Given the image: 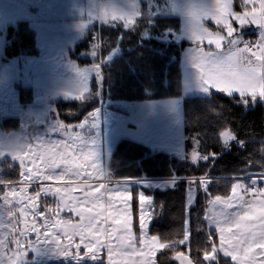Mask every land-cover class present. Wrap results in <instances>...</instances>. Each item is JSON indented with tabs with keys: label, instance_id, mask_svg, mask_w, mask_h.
<instances>
[{
	"label": "snow or ice",
	"instance_id": "6c2138e0",
	"mask_svg": "<svg viewBox=\"0 0 264 264\" xmlns=\"http://www.w3.org/2000/svg\"><path fill=\"white\" fill-rule=\"evenodd\" d=\"M255 3L256 0H242V10L234 11L233 0H226L225 7L207 10L184 26L185 35L197 44L195 49H189V63L197 70V85L205 92L216 89L229 97L238 94L240 101L246 105L264 101V0H259V9L252 6ZM173 11L179 12L175 3ZM138 15L122 11L113 13L110 18L103 15L99 18L105 22L119 20L127 26L136 23ZM205 20L214 21L224 31H210L204 26ZM233 20L241 29L248 25L257 26L259 38L246 40L233 27ZM83 27L85 25L82 24ZM205 40L208 45H215V50L205 51L200 47ZM225 41L227 51H224ZM88 91L87 87L82 89L78 98L83 99ZM97 117V110H93L89 119L78 125L57 121L49 131L60 133L63 139L49 137L45 140L37 136L35 149L28 144L27 153L11 150V159L19 164L24 186L19 192L13 188L3 197L5 204H11L9 197H15L19 208L8 209L6 213L0 211V264H33L32 259L27 258L29 252L37 256L54 254L68 259L70 264H85L86 261L103 264V249L107 250L108 264H137L133 257L140 258L138 264H156L154 257L157 249L169 247L156 235L148 236V219L151 217L148 209L152 207L150 197L138 194L142 247L137 248L136 237L132 234L129 187L125 184L121 187L119 183L115 189H108L104 183L93 185V180L109 175L101 167L102 135ZM73 127L82 131H72ZM219 135L225 148L230 142L238 140L230 131ZM18 142L19 138H16L8 143ZM194 143L199 145L200 140L194 138ZM210 156L214 158L216 154L202 155L194 147L190 159L195 164L197 161H209ZM260 180L264 181V174ZM45 181L55 182L57 186L43 183ZM199 183L208 193L210 181L201 178ZM257 183L255 178L251 180V186L235 183L231 195H216L209 201L221 205L220 211L206 217L209 226H214L219 233V247L212 244L210 251L203 253L205 261L220 264L217 253H221L235 264H264V188L255 187ZM31 184L39 187L30 195L28 188ZM190 184H196V181L193 179ZM194 192L195 189H188L189 199ZM41 194L54 198L55 207L45 205V210L40 211ZM246 196L250 198L246 199ZM0 209H3L2 205ZM64 211L74 213L79 220L73 222L60 218V213ZM33 233L35 239H30ZM188 239L189 233L184 231L183 238L172 240L171 244L185 245ZM113 240L117 242L115 245ZM82 247L85 250L83 254ZM9 252L11 255H8ZM175 258L181 264H192L183 251L176 252Z\"/></svg>",
	"mask_w": 264,
	"mask_h": 264
},
{
	"label": "trees",
	"instance_id": "16d2710c",
	"mask_svg": "<svg viewBox=\"0 0 264 264\" xmlns=\"http://www.w3.org/2000/svg\"><path fill=\"white\" fill-rule=\"evenodd\" d=\"M154 1L150 3L152 8H148L147 3H141V15L135 25L126 27L116 23L93 26L77 44V52L93 49L96 51L94 62L102 63V95L99 96L98 83L93 81L91 92L82 101L58 102L57 111L62 120L79 121L93 110L103 107L106 101L146 103L181 99V54L189 44L173 41L180 30V19L177 16H154L155 6L160 4L159 0ZM234 6L240 9V2H235ZM94 35L98 44L91 46ZM250 35V40L256 37L255 32ZM6 38L8 43L4 53L7 59L37 57L40 53L36 31L29 21H18L16 25L9 26ZM113 52H117V55L107 62ZM88 62L93 61L81 60V63ZM18 89L21 102L29 103L32 100L31 87L21 86ZM182 107L183 135L188 148L194 138L199 139L197 151L202 155L215 153L214 158L210 156L209 161L194 164L188 157H176L124 138L118 141L111 155L108 174L112 181L177 179L172 189L144 190L148 196L155 197L151 229L156 232L172 228L176 230L184 222V194L188 186H194L197 201L189 211V239L185 245L168 243L169 247L157 254L156 262L181 264L175 255L183 251L193 264H216L215 261L203 259V253L210 251L212 244L218 247L217 233L210 229L206 219L208 203L216 195L229 196L235 181L249 182L264 174V151H261L264 149V101L246 105L239 96L229 97L213 92L207 97L183 98ZM109 109L120 112L115 108ZM0 129L18 132L19 121L16 118L4 120L0 123ZM223 131L232 132L238 140L223 147L219 135ZM7 163L9 161L3 163V178H14L10 171L12 168ZM201 178L210 181L208 193L200 186ZM193 179H196V184H190ZM217 256L220 264H234L219 253ZM101 257L103 264H107L105 256Z\"/></svg>",
	"mask_w": 264,
	"mask_h": 264
},
{
	"label": "rangeland",
	"instance_id": "374dc122",
	"mask_svg": "<svg viewBox=\"0 0 264 264\" xmlns=\"http://www.w3.org/2000/svg\"><path fill=\"white\" fill-rule=\"evenodd\" d=\"M50 0H0V75L7 76V80L4 84L0 85V123L9 118H16L19 121L20 130L18 132H5L0 129V170L2 177L0 178V183L6 182L0 185V205L3 209L0 211H6L8 209H17L19 204L16 203L15 197H9L11 204H5L3 197L6 192L11 191L13 188L19 192L20 188L24 186L23 177L19 175L21 169L17 161H13L10 156L11 150L5 148L3 145L10 140L23 137L27 140V145H31L32 149H35L38 141L37 136H41L43 139H63L64 137L60 133H52L49 131L50 128H54L57 121L63 122L69 125H78L84 120H88L92 112L85 115L79 121L76 122H65L62 120L58 114L56 104L58 102H80L83 99H79V94L87 87L88 92L85 93L86 97L91 92L92 82L96 81L99 86V96L102 95V81L101 72L96 64L95 56L96 51L91 49L90 51H76V46L79 44L85 36L88 34L89 29L93 24L90 22L92 17L97 16L103 11V6H97L95 4L96 0H87V4H84L83 0H66L65 4L70 3V5L75 6L70 15H75V21H68L65 18H56L54 16L52 8L49 4ZM89 1V2H88ZM90 3L95 4L93 10V15H90L89 9V19H84L82 14V7L85 8L86 5L90 8ZM254 6V5H252ZM109 8V7H108ZM113 11H116L112 7ZM163 11L167 12V9ZM80 15V16H78ZM158 14H154L157 16ZM161 15V14H160ZM164 16V15H163ZM18 21H29L31 27L37 31V44L40 53L37 57H14L7 59L5 57L4 49L5 45L8 43L6 38L7 28L9 26L16 25ZM205 21L206 24L204 23ZM203 21L204 26L212 32H216L214 27L209 24L208 21ZM184 22H188L187 19ZM233 27L237 28V31L244 37V33L249 30L256 31L259 34V29L255 25H248L242 29L238 26V22L233 20ZM85 27L81 28V25ZM186 24V23H185ZM180 27L179 32L174 35L176 40H186L190 44L189 49H195L197 44L194 41H190L184 33V26ZM217 26V25H216ZM259 37V35H258ZM168 39V38H167ZM227 42H224V49ZM200 47L215 49V45H208L205 40ZM117 53L114 52L108 57L107 62L111 61ZM81 60H90L93 62L81 63ZM186 74V71H185ZM31 87L32 100L29 103L23 104L20 99L19 87ZM186 86L184 93L181 94V98L186 97H207L211 95V92L203 91L198 85L193 87V89ZM211 91V90H210ZM221 94V93H220ZM224 95V93H223ZM109 108H116L118 111L111 110ZM98 112V119L100 121V131L102 135V164L101 167L105 169L108 173V164L111 155L120 139L124 138H135L140 141L151 142L155 147H160L161 149L171 150L179 157H188L190 159L191 151L195 145L194 141L190 142V148L186 144V137L182 134H178L177 131L184 123L183 107L182 101L179 99L175 100H159L151 101L148 103H130V102H111L106 101L104 106L96 109ZM138 125L137 133H134L132 128L128 127V124ZM145 125L147 129L143 128ZM128 128V129H126ZM72 131H82L79 128L73 127ZM146 133L148 135H146ZM176 133V134H175ZM146 135V136H145ZM145 137V138H144ZM197 146V145H196ZM242 146V144L240 145ZM189 149V151H188ZM188 152H187V151ZM197 150V148H196ZM25 153L29 152L26 148L23 150ZM27 159V156H25ZM191 160V159H190ZM10 166L11 174L14 178H3L4 168L3 163L8 162ZM196 180V179H195ZM144 181H150L144 180ZM258 183L255 187L264 188V181L260 178L257 179ZM45 184H53L57 186L55 182L45 181ZM93 185L96 186L100 183H104L108 189H115L117 183L121 187L125 184L129 187L131 191L130 200V212L132 220V234L136 237V247L140 248L141 230L139 227V198L138 194L143 193L146 197H150L152 200V207L148 209L151 213V217L148 219V236L156 235L160 242L168 244L172 240H179L183 238L184 231L188 232L189 224V211L195 205L197 201V190L194 186H188L184 194L185 200V219L184 222L178 226L175 230L167 229L161 232H156L151 229L152 216L154 208V196H148L144 190L145 189H159L164 191L166 186L174 187L173 183L168 184L166 182L162 183H144L140 180H120L112 181L110 177L100 178L92 181ZM235 183H244L251 186V181H235ZM39 185L31 184L28 188L29 194H33L35 189ZM193 188L195 192L192 194V198L189 199L188 189ZM232 188V187H231ZM103 192L104 189H101ZM243 191L241 190V194ZM79 195V193H75ZM231 195V192H230ZM40 211L45 210V205L55 207V200L52 197H46L41 194L40 197ZM221 205L208 203L206 217L220 211ZM231 209L230 211H234ZM16 217H19V213H16ZM60 218L71 219L73 222L79 220L74 213H68L67 211L60 213ZM6 222L7 216H5ZM208 224L209 221L207 220ZM22 227V225H19ZM213 231L217 233L218 236V247H219V233L216 231L215 227H211ZM43 231V230H42ZM30 239H35V234L33 233ZM63 239V238H62ZM147 240V237H145ZM115 245L117 242L112 241ZM10 247H13L10 245ZM162 249H157V254ZM85 250L81 248V254ZM221 256L222 254L219 253ZM8 255H11L9 252ZM104 255L107 261V250L103 249L101 256ZM156 256L154 257L156 261ZM223 257V256H222ZM28 259H32L33 264H68L70 263L68 259L57 257L54 254H44L37 256L35 253L29 252ZM114 259H119V257H114ZM134 261H139V257H133ZM91 262V261H86ZM235 264V262H233ZM157 264V262H156Z\"/></svg>",
	"mask_w": 264,
	"mask_h": 264
},
{
	"label": "crops",
	"instance_id": "0c3cea01",
	"mask_svg": "<svg viewBox=\"0 0 264 264\" xmlns=\"http://www.w3.org/2000/svg\"><path fill=\"white\" fill-rule=\"evenodd\" d=\"M152 1H154V0H96L95 1V4L97 6L102 5L104 9L102 10L103 11L102 13L100 12L97 16L92 17L91 20H90V22H92L91 24H93L92 27L93 26L105 25V24L112 25V24H116V23H120V24H123L124 26H126L122 21H119V20L114 21V22H105V21L101 20L99 18V16H102L103 15V16H106V17H109L110 18V16L113 13L119 14L122 11H124L126 13H133V12H135V13H139V15L135 17L136 22H137L138 18L141 15V6H142L141 3H147L148 4V8H152V4H150V3H152ZM159 1H160V4H158L157 6H155V9H154L155 10L154 11L155 13H153V14H158L159 16H163L164 15L165 17H168V16L169 17L170 16H177L180 19V27L181 28H182V25H184L185 23L186 24L188 23V22H184V20L186 18L184 17V14H182V12H174L173 11V4L176 2V0H159ZM237 1L240 2V9H235L234 4ZM64 2H66V0H50L49 1V4H50V7L52 8V11H53L54 16H56V18H58V19L65 18L68 21L78 20V19H75L76 17H73L75 15H70V13H72L73 10L75 9V6L70 5V3L65 4ZM83 2H84V4H87V0H83ZM195 2L198 5H200V7H198L197 10H196V16H202V15H204L205 11L211 10L214 7L215 8H219V7H225L226 6V0H195ZM95 4L93 5V4L90 3V8L87 5H86L85 8L82 7V14H81V16L84 19H87L89 17V15H88L89 14L88 13L89 12V9H90V15H93V10L95 8ZM241 4H242V0H233V10L234 11H241L242 10ZM254 6L257 9H259V0H256V3L254 4ZM112 7H114L116 9V11H113L112 10ZM249 7H251V6H249ZM99 8H100V6H99ZM164 9H167L168 11L165 12V11H163ZM78 16H80V15H78ZM206 22L207 21H205L204 23L206 24ZM208 22H209V24H211L214 27L215 30L217 29V31H221V32L224 31L219 26L214 25L213 22H211V21H208ZM135 24L136 23H134L132 25H127L126 27H130V26H133ZM35 31H36V29H35ZM253 32L256 33V37H254V38H252V40H250L249 39V35L251 33H253ZM36 34H37V31H36ZM244 35H246V38L245 37L244 38L246 40H249V41H254V40H257L259 38L257 32L256 31H253V30L247 31L246 33H244ZM173 41L175 43H177V44H180L182 42H185L186 40L184 39V40L181 41V40H176V39L173 38ZM185 43L188 44V42H185ZM189 45H186L183 48L182 54H181V85H182V94L184 93V90L186 89V86H188V89H189V87L192 86V88H190V89H193V87H195L197 85L196 80H195V77H196V74H197V70L195 68H193L190 65V63H189V48H188V47H190ZM240 46L242 47L243 45H240ZM208 50H210V49L209 48H205V51H208ZM211 50H215V49H211ZM224 51H227V49H224ZM101 65H102V63L99 62L98 63V68L99 69H100V66ZM185 71H186V74H185ZM210 90H211V94L213 92L221 93V92L217 91L216 89H210ZM221 94H223V93H221ZM224 95H227V94L224 93ZM234 96H238V94H234ZM186 98H191V97H186ZM171 100H175L176 101V99H171ZM179 100L182 101V98L179 99ZM146 103H148V102H146ZM120 112L125 113L124 111H120ZM181 124H182V126L177 131H174V132L183 135V123H181ZM128 127L132 128V130L134 131V133H137V131H138V125H133L131 123V124H128ZM142 127L145 128V129H147L145 125H142ZM126 129H128V128H126ZM146 135H148V134L146 133ZM125 139H127V138H125ZM128 139L129 140L136 141V142H139L141 144H144V145L148 146L149 148H151L153 150L162 151V152L168 153L170 155H174L176 157H179V156L176 155L178 153H175V152H173L171 150L161 149L160 147H157V146L154 147L152 145L153 143H151V142L140 141V140H137V139L132 138V137H130ZM194 147L197 148L196 145H194L193 148ZM255 179H258V178H255ZM140 181H142L144 183H152V182H156V183L162 182V183H164V182H166L168 184L169 183L170 184L173 183V185H174V183L177 181V179L176 180H173V179H154V180H150V181H144V180H140ZM167 189H172V187H170L169 185H167L166 186V189H164V190H167ZM210 229L213 230L211 227H210ZM228 259H230V258H228Z\"/></svg>",
	"mask_w": 264,
	"mask_h": 264
},
{
	"label": "clouds",
	"instance_id": "9594fccd",
	"mask_svg": "<svg viewBox=\"0 0 264 264\" xmlns=\"http://www.w3.org/2000/svg\"><path fill=\"white\" fill-rule=\"evenodd\" d=\"M175 6L179 12L184 14V17L188 20V22L195 20L196 10L198 7H200V5L195 2V0H176ZM6 80L7 76L0 75V85L4 84ZM3 146L10 150L23 151L27 148V140L23 137H20L17 144L10 145L8 142H6Z\"/></svg>",
	"mask_w": 264,
	"mask_h": 264
},
{
	"label": "built area",
	"instance_id": "2783aa9c",
	"mask_svg": "<svg viewBox=\"0 0 264 264\" xmlns=\"http://www.w3.org/2000/svg\"><path fill=\"white\" fill-rule=\"evenodd\" d=\"M98 44V40H97V36L96 35H94V36H92V38H91V42H90V45L91 46H96ZM1 170H0V177H1ZM243 194V193H242ZM246 199H249L250 197L249 196H246L245 197Z\"/></svg>",
	"mask_w": 264,
	"mask_h": 264
},
{
	"label": "water",
	"instance_id": "95a60500",
	"mask_svg": "<svg viewBox=\"0 0 264 264\" xmlns=\"http://www.w3.org/2000/svg\"><path fill=\"white\" fill-rule=\"evenodd\" d=\"M193 264V263H192Z\"/></svg>",
	"mask_w": 264,
	"mask_h": 264
}]
</instances>
